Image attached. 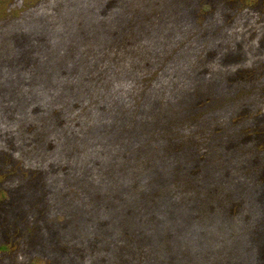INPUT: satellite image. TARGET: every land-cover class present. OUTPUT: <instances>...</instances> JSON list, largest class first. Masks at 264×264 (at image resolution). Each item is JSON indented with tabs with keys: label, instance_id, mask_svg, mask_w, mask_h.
<instances>
[{
	"label": "trees",
	"instance_id": "obj_1",
	"mask_svg": "<svg viewBox=\"0 0 264 264\" xmlns=\"http://www.w3.org/2000/svg\"><path fill=\"white\" fill-rule=\"evenodd\" d=\"M44 1L27 23L49 30L64 63L81 59L85 75L75 71L69 92L102 97L86 115L55 116L53 137L42 140L50 146L31 142L24 160L13 135L10 146L0 139L9 169L0 175V241L16 236L10 250L0 243V264H48L47 254L50 264H115L121 253L124 264H264V0H168L174 12L155 29L129 14L153 0ZM34 123L30 135L42 128ZM80 147L97 163L76 176L93 172L96 189L111 186L124 215L117 223L112 198L101 197L107 223L86 241L48 231L47 216L57 200L49 190L66 191L62 173L76 179Z\"/></svg>",
	"mask_w": 264,
	"mask_h": 264
},
{
	"label": "rangeland",
	"instance_id": "obj_2",
	"mask_svg": "<svg viewBox=\"0 0 264 264\" xmlns=\"http://www.w3.org/2000/svg\"><path fill=\"white\" fill-rule=\"evenodd\" d=\"M48 1L50 0L44 1V4L48 3ZM40 4H42V0L38 2H36V0H0V8H9L7 15L0 18V124H2L0 132L5 130L4 136L0 133V139L6 141V144L10 146L13 143L11 140V136L13 135V139L18 143V147L21 150V160L25 159L26 151L31 148V142L38 143V145L50 146L42 140L45 135L48 136L49 140L53 137L55 116H59L60 120H66L68 122V120L72 118V115L69 117L68 112L70 113L74 110H78L79 113H82L81 116L86 115L87 111H83L88 110L86 109V105L88 104V108L91 101H99L100 97H102V94H100L98 90L93 97H90L91 95L87 90V101L83 102L85 94L84 89L82 92H79V89L76 88L79 93L73 91L69 92L70 87L78 80V77L74 76L75 71L80 70L79 75H85L80 69L81 59L73 61L74 65H72V67L70 63H64L62 59L57 57L59 53L53 50L55 49L54 46L56 43L53 39H50L49 30L43 31L42 26L38 25V23L34 26L27 23L29 21L28 18H30L32 14L34 16L36 15L35 11ZM24 6L25 9H28L20 12V9ZM168 6V0H153V3L151 1L149 6L137 5L135 8L136 10L131 6L132 8H130L131 11L129 14L133 15L136 20H140L141 24L146 21L147 28L155 29L161 24L167 25L169 22L166 18L171 16V13L174 12V8L168 10ZM14 11L19 13L15 15ZM65 47L66 45H64V48ZM67 49L69 52L70 46H68ZM61 56L62 58L64 57L63 55ZM89 66L90 63L88 62L82 68H90ZM94 70L95 69H91L86 75L89 79H93L95 85L99 87L98 80L93 78ZM66 97H76V99L66 100ZM31 114L36 116L33 117ZM32 119L35 121L33 126L36 124V128L42 127L40 133L37 135H30L29 132L33 130V128H31L28 133L25 129ZM8 124H10L9 128L11 129L9 132L8 128L6 131V125ZM120 128L121 131L119 133L121 134L125 133L128 129L126 126ZM63 130L68 132L66 129ZM112 133H114V131H112ZM120 135L117 136V138H119ZM115 138L116 136L111 138V140ZM100 141L105 143L108 142V140ZM40 147L41 146H38L40 156H44V152L47 150L42 152ZM77 151H79L80 157L75 162L76 168H74V166L72 167L76 179L68 174L62 173V181L65 182L67 186L63 187V189L66 191H62L61 189L59 190L60 192L57 193L54 190H49V193L53 195L52 197L56 194L55 197L57 200L54 198L55 202H52V210L50 209L47 213L48 220L50 221V229L48 231L53 230L65 235L74 234L79 237L78 239L85 240L92 237L93 232L96 231L94 227H96V229L101 225L105 227L107 223V216L109 213L102 212L103 207L100 204L101 197L106 199L112 198L113 201L108 202L107 205L109 211L114 214L117 223H121L120 219L123 221L124 215L117 209V207H119L117 204L119 196L116 191H111V186L96 189L94 187L95 184L92 185L93 183H98L92 178L93 172L87 174L84 182L80 181L76 176L75 171H79L82 168L80 165H83V163H85L86 169L91 167V164L95 165L93 163H97V161L93 162L92 159L89 162L86 160L87 156L83 152L82 147L78 148ZM12 161L15 163L18 162L16 159ZM2 162L3 160L0 161L1 176L9 171L7 168L8 165L5 164V167H3ZM182 168L181 166V168L174 171L172 179L178 177V175L175 174H179ZM152 179V177H146V180H149V182H151ZM74 180H76V182H74ZM59 187H61V185ZM87 187L90 188L85 193L83 190ZM148 187L149 184H147L143 190H148ZM1 189L0 183V194ZM32 201H36V199ZM31 207L39 210L45 208L42 202L39 204L33 203ZM100 208H102V210ZM129 209L133 211L134 207ZM38 218L39 216H37L36 220ZM40 221L41 219L37 220V222H32H36V227H41L38 237H40L44 231V226L43 224L41 225ZM33 225L34 224L30 225L31 230H34ZM172 230L174 231V229ZM15 240L16 236L11 234L8 238L3 237L0 243L7 244L8 250H10ZM42 240H46V238L37 241L41 243ZM47 250L52 254L51 249L48 248ZM11 253L12 252L9 251L6 256L10 258ZM0 254H2V252ZM47 256L53 257L49 254H47ZM47 256L42 255V259H47V263L50 264L49 262L51 260ZM127 258L125 254L121 253L115 264H124L128 261ZM7 264L16 263L10 261Z\"/></svg>",
	"mask_w": 264,
	"mask_h": 264
}]
</instances>
